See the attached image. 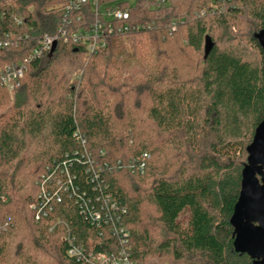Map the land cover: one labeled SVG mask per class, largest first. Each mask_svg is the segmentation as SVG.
Wrapping results in <instances>:
<instances>
[{
    "label": "trees",
    "instance_id": "trees-1",
    "mask_svg": "<svg viewBox=\"0 0 264 264\" xmlns=\"http://www.w3.org/2000/svg\"><path fill=\"white\" fill-rule=\"evenodd\" d=\"M67 2L0 0V36L55 33ZM101 5L127 10L132 23L152 28L111 38L92 55L59 42L30 66L19 88L0 89V264H80L66 255L67 227L88 250L117 247L108 234L97 236L67 196L48 218L35 221L39 181L48 167L64 162L88 193V169L109 165L101 177L128 209L123 226L137 264L171 258L254 264L235 251L230 220L247 149L264 119V49L256 38L264 30V0ZM78 15L83 27L96 18L89 5ZM128 38L133 50L123 55L119 44ZM32 46L0 48V64L24 58ZM145 152V173L129 171ZM154 221L158 240L145 225ZM100 242L107 246L99 248Z\"/></svg>",
    "mask_w": 264,
    "mask_h": 264
},
{
    "label": "built area",
    "instance_id": "built-area-1",
    "mask_svg": "<svg viewBox=\"0 0 264 264\" xmlns=\"http://www.w3.org/2000/svg\"><path fill=\"white\" fill-rule=\"evenodd\" d=\"M101 1L68 0L60 8L61 23L53 34H44L37 39L28 33L1 35V49L25 46L32 41L34 46L30 48L24 58L0 64V89L12 93L19 88L30 66L51 54L54 44L58 45L59 42H64L82 46L86 55H92L107 48L108 40L111 38L152 28L150 24L132 23L129 11L116 7H105L101 5ZM158 1L160 3L167 2V0ZM86 5L96 12V18L83 27L79 26L83 22V17L78 13ZM205 14L206 11H203L201 16ZM18 23L21 24L19 21ZM175 30L176 26L174 25L171 31ZM149 160L150 154L145 152L127 168L131 172L144 174ZM69 166L70 163L64 162L54 168L48 167L46 173L42 175L39 181L40 193L32 205L35 221L39 223L48 218L55 206L61 204L64 196H67L69 199L75 200L80 216L96 230L99 238L103 239L108 234L117 243V247L113 245L116 247L115 249L112 246L109 247L112 250H88L83 244L78 243L76 235L67 227L63 242L66 245V255L69 258L75 259L80 264H137L131 258L130 233L123 226V217L128 214V209L113 198L109 193V185L101 177L109 169V165L95 164L92 169H88L89 179L87 182L91 184V193L81 190V187L75 184L76 177L70 173ZM104 246H107L104 242L98 244L99 248Z\"/></svg>",
    "mask_w": 264,
    "mask_h": 264
},
{
    "label": "water",
    "instance_id": "water-1",
    "mask_svg": "<svg viewBox=\"0 0 264 264\" xmlns=\"http://www.w3.org/2000/svg\"><path fill=\"white\" fill-rule=\"evenodd\" d=\"M256 38L264 49V30ZM56 47L54 44L51 55ZM247 151L241 193L230 222L235 229V251L249 255L254 264H264V119Z\"/></svg>",
    "mask_w": 264,
    "mask_h": 264
},
{
    "label": "rangeland",
    "instance_id": "rangeland-1",
    "mask_svg": "<svg viewBox=\"0 0 264 264\" xmlns=\"http://www.w3.org/2000/svg\"><path fill=\"white\" fill-rule=\"evenodd\" d=\"M137 0H127V2L131 5L134 6ZM223 7L220 8H225L223 3H222ZM216 10V9H215ZM219 10V9H218ZM223 11V10H222ZM241 19L243 20H248L249 18L247 16L244 15V17H241ZM118 46V45H117ZM133 46H134V38H128V39H124L120 42L119 44V48L118 51L121 50V48L123 49V55H130L132 50H133ZM117 50V49H115ZM251 61H255V59H257V56L255 55L254 52L252 51H247V53L245 54ZM124 57V56H123ZM122 58V57H121ZM125 58V57H124ZM198 58V57H197ZM194 59V58H193ZM197 60V59H196ZM133 66V64H132ZM79 76V75H78ZM78 76H76L78 78ZM11 96H13V94H10ZM13 99V98H11ZM153 212V210L151 211ZM186 217V216H185ZM185 217H183V219H185ZM146 227L148 226L150 229V236L152 239H160L162 237V233L159 231V226L157 225L156 221L152 222L151 224L146 222ZM170 257V256H169ZM167 264H181V262H177L175 261L173 258L169 259V262H167Z\"/></svg>",
    "mask_w": 264,
    "mask_h": 264
}]
</instances>
